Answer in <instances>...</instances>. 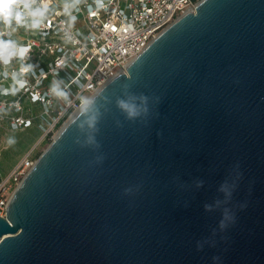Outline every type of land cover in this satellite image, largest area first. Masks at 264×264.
Listing matches in <instances>:
<instances>
[{
	"label": "water",
	"instance_id": "1",
	"mask_svg": "<svg viewBox=\"0 0 264 264\" xmlns=\"http://www.w3.org/2000/svg\"><path fill=\"white\" fill-rule=\"evenodd\" d=\"M90 101L13 192L0 264H264V0H201Z\"/></svg>",
	"mask_w": 264,
	"mask_h": 264
},
{
	"label": "built area",
	"instance_id": "2",
	"mask_svg": "<svg viewBox=\"0 0 264 264\" xmlns=\"http://www.w3.org/2000/svg\"><path fill=\"white\" fill-rule=\"evenodd\" d=\"M200 1L101 0L103 7L98 9L96 0H32L30 9H22L21 24L0 21V41L28 49L23 56L0 59V111L11 108L12 126L26 128L33 118L23 114L22 101L40 103L53 120L50 132L62 128L84 107V100L126 72L164 29L195 11ZM35 9L43 14L32 17L29 13ZM26 67L28 71H22ZM36 161L27 156L1 177L0 216L6 217L13 192Z\"/></svg>",
	"mask_w": 264,
	"mask_h": 264
},
{
	"label": "rangeland",
	"instance_id": "3",
	"mask_svg": "<svg viewBox=\"0 0 264 264\" xmlns=\"http://www.w3.org/2000/svg\"><path fill=\"white\" fill-rule=\"evenodd\" d=\"M21 106L23 114L33 118L32 125L26 128L12 126L11 117L14 113L11 108L0 111V178L9 175L27 156L38 160L54 140L57 130L61 129L55 127L54 132H50L53 120L44 114V107L40 103L23 100ZM9 140L14 142L8 143Z\"/></svg>",
	"mask_w": 264,
	"mask_h": 264
},
{
	"label": "clouds",
	"instance_id": "4",
	"mask_svg": "<svg viewBox=\"0 0 264 264\" xmlns=\"http://www.w3.org/2000/svg\"><path fill=\"white\" fill-rule=\"evenodd\" d=\"M98 9L103 7L101 0H96ZM32 0H0V21L4 23H10L11 21H15L17 24H21L24 20V12L22 9H30ZM32 17H39L43 14L42 9H35L30 11L29 13ZM96 12H93L92 15H96ZM38 24V20H33V27ZM28 49L21 48V49H14L13 46L8 42L0 41V59L4 61H8L10 57L15 55L23 56L24 53ZM22 71H28V68H23ZM57 95H64L59 89H53ZM145 102V106L143 108H139L134 104H129L125 101H119V106L127 113V116L131 118H135L136 116L140 115L141 111L146 112V98H141ZM92 101L84 100V111L89 110V106L91 105ZM96 121V117L92 116L88 120V124L90 127H94ZM14 141L9 140L8 143H13ZM90 143H93L94 140L92 138L89 139Z\"/></svg>",
	"mask_w": 264,
	"mask_h": 264
},
{
	"label": "trees",
	"instance_id": "5",
	"mask_svg": "<svg viewBox=\"0 0 264 264\" xmlns=\"http://www.w3.org/2000/svg\"><path fill=\"white\" fill-rule=\"evenodd\" d=\"M17 95L14 94L13 97L15 98ZM3 98V95H0V99ZM1 179V178H0Z\"/></svg>",
	"mask_w": 264,
	"mask_h": 264
}]
</instances>
